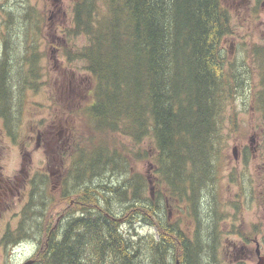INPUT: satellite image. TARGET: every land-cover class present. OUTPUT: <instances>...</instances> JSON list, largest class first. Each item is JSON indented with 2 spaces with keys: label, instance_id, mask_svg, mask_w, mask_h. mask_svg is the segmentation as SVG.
Here are the masks:
<instances>
[{
  "label": "trees",
  "instance_id": "1",
  "mask_svg": "<svg viewBox=\"0 0 264 264\" xmlns=\"http://www.w3.org/2000/svg\"><path fill=\"white\" fill-rule=\"evenodd\" d=\"M73 21L69 34L88 42L68 58L84 60L94 82L82 111L90 137L68 152L62 183L61 196L74 206L65 213L72 215L61 232L49 234L50 211L34 202L38 220L29 225L23 218L0 246L39 231L34 264H219L225 112L246 79L225 62L222 39L232 27L223 0H76ZM250 57L260 78L254 105L264 121V43L253 44ZM5 85L0 69V107L10 101ZM114 134L152 141V174L108 143ZM152 152L140 151L141 158ZM260 168L264 180V153ZM174 211L194 220L193 237L172 220ZM120 219L154 226L159 237L128 236Z\"/></svg>",
  "mask_w": 264,
  "mask_h": 264
},
{
  "label": "rangeland",
  "instance_id": "2",
  "mask_svg": "<svg viewBox=\"0 0 264 264\" xmlns=\"http://www.w3.org/2000/svg\"><path fill=\"white\" fill-rule=\"evenodd\" d=\"M75 1L23 0L25 5L15 9L13 18L4 14L0 4V69L9 87L3 86L4 98L10 97V101H4L0 107V178L10 182L21 180L20 193L13 187L10 206L0 204V240L8 230L15 232L23 218L29 225L38 220L39 215L32 210L34 202L43 201L42 205L50 211L47 221L50 229L70 207L71 201L61 196L62 183L70 165L69 151L90 137L85 131L82 111L92 98L90 88L94 82L84 60L68 58V53L72 55L74 49L88 42L85 35L69 34L67 30L74 25ZM223 5L229 12L232 27V33L222 39L225 62L228 65L232 62L238 74L246 79L228 101L225 112L227 142L222 155L228 165L224 169V162L221 168L224 176L217 184L224 217L219 220L222 231L215 251L219 264H256L257 245L264 253V180L260 168L264 121L253 100L260 78L250 57V48L255 43H264V0H223ZM56 7L61 11L50 19ZM65 15L66 23L63 22ZM57 25H60L58 29ZM61 27L67 30L62 43L64 51L52 52L54 33L57 30L58 34L62 33ZM108 143L133 158L136 170L152 174L150 139L137 144L127 136L114 134L109 136ZM146 149L152 153L148 158H141L140 151ZM232 172L235 175L231 176ZM32 190L35 192L31 197ZM42 190H46L47 195ZM80 212V209L73 211L75 215ZM179 214L174 211L172 220L182 221V226L193 237L194 220L185 213L180 214L182 217ZM120 221L128 236L159 237L156 227L138 219L133 223ZM64 225L56 230L61 232ZM38 228L34 225L32 230L37 232ZM38 232L17 245H1L0 264L36 261L43 236Z\"/></svg>",
  "mask_w": 264,
  "mask_h": 264
},
{
  "label": "flooded vegetation",
  "instance_id": "3",
  "mask_svg": "<svg viewBox=\"0 0 264 264\" xmlns=\"http://www.w3.org/2000/svg\"><path fill=\"white\" fill-rule=\"evenodd\" d=\"M76 2V1H75ZM74 2V5H75ZM0 4L1 7L4 11V14L9 15L11 18H13L15 16V12H16V8H19V5L24 6V2L23 0H0ZM60 12L61 10H57V7L55 8V10L53 11V13H51L50 15V19H52L54 17V13ZM58 14V13H57ZM63 22L66 23V15L63 17ZM60 27V25H57L56 28L58 29ZM60 29H63L62 33L59 32L58 34V30L55 31L54 36H53V43L55 44H51L50 50L52 52H56V53H60L64 51V46H63V42H65L66 40V29L65 27H61ZM31 181V179H30ZM20 178H17L14 182H10L8 179L5 180L4 178H0V204H4L6 206V208H8L10 206V204L12 203V198L14 196V191H13V187H15V189H17V193H20ZM31 185V184H30ZM19 190V191H18ZM49 190H51V187L49 188ZM11 195V197H9ZM73 203V201H71ZM67 211V210H66ZM65 211V212H66ZM63 213L61 215V217L59 218V220L57 221V223L53 226V228L50 229V233H52V230H55L59 225L64 224L70 217V215H72V213L70 214H66ZM76 216H79L76 215Z\"/></svg>",
  "mask_w": 264,
  "mask_h": 264
},
{
  "label": "water",
  "instance_id": "4",
  "mask_svg": "<svg viewBox=\"0 0 264 264\" xmlns=\"http://www.w3.org/2000/svg\"><path fill=\"white\" fill-rule=\"evenodd\" d=\"M234 154H235V156H237L236 149H234ZM256 254H257V262H256V264H264V254L261 253V249H260L259 245H257V247H256ZM32 263H33V260H30V261H27L24 264H32Z\"/></svg>",
  "mask_w": 264,
  "mask_h": 264
}]
</instances>
